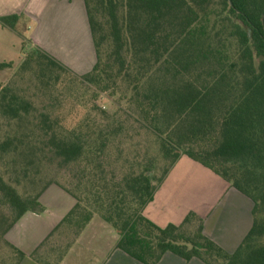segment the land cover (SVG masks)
I'll return each mask as SVG.
<instances>
[{
  "label": "trees",
  "instance_id": "obj_1",
  "mask_svg": "<svg viewBox=\"0 0 264 264\" xmlns=\"http://www.w3.org/2000/svg\"><path fill=\"white\" fill-rule=\"evenodd\" d=\"M84 2L97 56L93 69L78 75L39 48L20 69L34 64L48 90L63 74L94 87L97 96L123 88L125 117L103 112L100 121L90 116L69 125L65 117L40 114L33 122L30 104L7 88L0 96L2 114L17 127L25 123L39 131L9 136L0 152L42 161V145L73 167L77 192L59 186L77 200L62 222L76 237L98 215L119 234L117 248L142 264H158L167 253L205 264H264V0ZM18 20L0 18L10 28ZM11 66L0 64V70ZM131 130L144 137L145 149L121 161L122 145L134 139ZM182 156L253 202V225L235 252L209 239L196 213L165 228L144 216ZM44 190L23 197L0 174L1 200L12 218L1 238L28 212L43 211Z\"/></svg>",
  "mask_w": 264,
  "mask_h": 264
},
{
  "label": "crops",
  "instance_id": "obj_2",
  "mask_svg": "<svg viewBox=\"0 0 264 264\" xmlns=\"http://www.w3.org/2000/svg\"><path fill=\"white\" fill-rule=\"evenodd\" d=\"M18 16L15 28L0 21V34L29 36L74 73H89L97 62L84 0H0V18ZM39 202L43 211L25 214L4 236L25 255L15 264H142L117 248L120 236L96 215L75 236L63 220L77 200L58 184L48 186ZM204 220V234L229 253L235 252L253 225V202L201 164L182 156L173 166L146 218L161 228L180 225L189 213ZM34 257V258H33ZM158 264H205L165 254Z\"/></svg>",
  "mask_w": 264,
  "mask_h": 264
},
{
  "label": "rangeland",
  "instance_id": "obj_3",
  "mask_svg": "<svg viewBox=\"0 0 264 264\" xmlns=\"http://www.w3.org/2000/svg\"><path fill=\"white\" fill-rule=\"evenodd\" d=\"M28 37L27 34L26 36L14 33L0 34V64H12L10 68L0 70V96L3 90L9 88L20 99L28 102L30 104L28 120L37 122L40 114H48L52 119L57 116L65 117L69 125H74L90 116L100 121L105 114L103 112L107 115L118 113L125 117L123 113L125 104L120 99L123 95V88L115 95H112V91H108L97 96L94 87L82 84L72 76L63 74L56 87L52 86L48 90L36 78L34 64L28 66L25 71H21L20 68L26 57L36 49ZM16 122L4 116L0 108V144L9 136L16 134L19 136L23 133L38 134L39 130L33 126L24 123L22 127H17ZM130 132L134 135V139L122 145L124 156L121 161L132 158L136 150L141 151L142 154L145 149L144 137L136 136L132 130ZM38 147L44 149L45 157L42 161L32 156L24 159L21 156L0 152V174L5 181L15 187L23 197H35L50 184L62 185L77 192L72 180L73 167L64 166L54 156L50 147L44 148L42 145ZM111 156V160L114 161L118 155L112 152ZM30 161L33 162L30 163ZM121 161L117 165L120 166ZM165 167V162L159 164L156 170L157 178L162 176ZM2 215L5 216V225L0 227V264H15L18 255L1 238L3 230L11 223L12 218L8 206L3 203L0 196V218Z\"/></svg>",
  "mask_w": 264,
  "mask_h": 264
}]
</instances>
